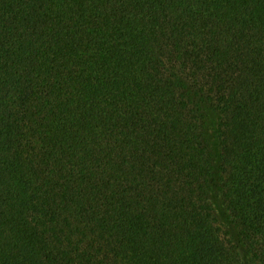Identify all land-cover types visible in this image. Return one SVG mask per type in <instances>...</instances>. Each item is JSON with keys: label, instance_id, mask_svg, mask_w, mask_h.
<instances>
[{"label": "trees", "instance_id": "trees-1", "mask_svg": "<svg viewBox=\"0 0 264 264\" xmlns=\"http://www.w3.org/2000/svg\"><path fill=\"white\" fill-rule=\"evenodd\" d=\"M0 264H264V0H0Z\"/></svg>", "mask_w": 264, "mask_h": 264}, {"label": "rangeland", "instance_id": "rangeland-1", "mask_svg": "<svg viewBox=\"0 0 264 264\" xmlns=\"http://www.w3.org/2000/svg\"><path fill=\"white\" fill-rule=\"evenodd\" d=\"M207 116L209 118L210 125H212V127H213V124H214V117H213V115L209 114ZM212 127L208 131V136H209V139H210V143H211L213 149L215 150V148H214V146H215V135H214V131H213V128ZM212 200H213V202L215 201L213 195H212ZM216 209L218 210V207H216Z\"/></svg>", "mask_w": 264, "mask_h": 264}]
</instances>
